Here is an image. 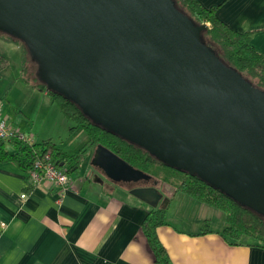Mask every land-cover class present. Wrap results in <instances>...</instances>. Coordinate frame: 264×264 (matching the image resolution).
Here are the masks:
<instances>
[{
    "label": "water",
    "instance_id": "1",
    "mask_svg": "<svg viewBox=\"0 0 264 264\" xmlns=\"http://www.w3.org/2000/svg\"><path fill=\"white\" fill-rule=\"evenodd\" d=\"M205 27L172 0H0V31L47 89L264 216V90L201 40ZM89 161L113 181L150 177L101 144ZM162 186L128 191L154 207L175 190Z\"/></svg>",
    "mask_w": 264,
    "mask_h": 264
},
{
    "label": "crops",
    "instance_id": "2",
    "mask_svg": "<svg viewBox=\"0 0 264 264\" xmlns=\"http://www.w3.org/2000/svg\"><path fill=\"white\" fill-rule=\"evenodd\" d=\"M198 1L204 6L217 5L216 15L231 28L252 30L250 43L264 51V0ZM10 47L20 49L0 35V54L5 59L0 67L1 113L20 130L31 133L33 141L54 140L56 121L45 130L43 119L38 118L42 104L48 108L52 101L44 89L24 80L20 57L16 62ZM58 116L63 117L60 111ZM43 118L46 127L52 119ZM3 147L12 150L11 143ZM91 154L92 150L88 157ZM86 165L83 171L79 167L71 170L78 182L70 180L69 188L58 193L46 183L28 185L25 170L11 160H0V264H154L140 229L152 206L128 189L150 185L161 197L165 192L155 182H111ZM173 203L177 206L168 215ZM166 204L164 222L155 231L172 264H264V247L223 238V219L221 227L215 221V225H207L208 231L199 232L210 217L209 205L180 191Z\"/></svg>",
    "mask_w": 264,
    "mask_h": 264
},
{
    "label": "trees",
    "instance_id": "3",
    "mask_svg": "<svg viewBox=\"0 0 264 264\" xmlns=\"http://www.w3.org/2000/svg\"><path fill=\"white\" fill-rule=\"evenodd\" d=\"M172 1L174 6L185 13L195 24L207 23L205 29L200 31V38L211 47L222 62L264 90V51L256 49L250 43L252 30L238 31L231 28L216 15L217 5L204 6L198 0ZM0 35L18 44L21 51L20 66L24 73V80L29 81L28 76L30 75L37 79L35 70H28V63L31 62L34 69L35 63L30 59L24 44L4 32L0 31ZM4 62V56L0 54V67L4 65ZM32 84L44 89L48 98L57 105L62 116L71 122L68 127L70 132L80 129L85 133L86 138L75 151L71 152L63 149L58 140L54 141L50 137L31 143L19 139H10L9 141L0 139V160H11L19 168L26 171L31 167L34 158L48 150L51 161L68 174L72 168L76 170L79 167L87 148L92 149L94 145L101 144L132 167L150 175L149 179L160 184L166 182L175 187L174 192L186 193L190 197L218 209L222 213L224 221L220 233L226 241L237 243L246 240L249 244L264 247V216L237 203L196 175L166 165L149 154L144 148L94 123L81 112L76 104L57 92L47 89L44 83L39 80L32 82ZM5 143H11L12 150L10 152L4 150L3 145ZM61 161L63 164L59 165ZM119 183L128 184L123 181H119ZM174 192L169 195L168 200ZM166 203L147 210L140 224V229L152 251L154 264H172L155 231V227L164 222ZM205 221L202 222L199 232L208 231L209 227Z\"/></svg>",
    "mask_w": 264,
    "mask_h": 264
},
{
    "label": "rangeland",
    "instance_id": "4",
    "mask_svg": "<svg viewBox=\"0 0 264 264\" xmlns=\"http://www.w3.org/2000/svg\"><path fill=\"white\" fill-rule=\"evenodd\" d=\"M9 51L11 53H13L14 55V59L15 61L17 62V59H19L20 57V49H14L13 47H10L8 48ZM12 50H15V51H12ZM10 53V54H11ZM13 62V61H12ZM30 69L32 70H35L34 69V66L32 65L31 62L28 63V70L30 71ZM30 73V72H29ZM31 74V73H30ZM30 78V82H38V79L32 77V75L28 76ZM47 95V93H46ZM48 96V95H47ZM51 107H48L46 108V104H42L41 106V109H40V114L42 115L41 117H38L40 118L41 120L43 119V123L44 125L42 126V128H44L45 130H49L51 128V124L53 123V121L55 120L56 121V125L54 126V130L53 133L55 134L54 135V140L57 141L60 143L61 147H63L64 149H66L67 151H75L85 140L86 138V135L85 133L80 130V129H75V131L73 132H69V125L71 124L70 121H68L67 119H65V117H61V116H58L59 115V110H58V107L55 103L51 102ZM47 117L46 119H52V120H49V123L46 127H45V120L43 117ZM58 128V129H57ZM80 134H82L80 136ZM82 136L83 137V140H82ZM40 139V138H38ZM92 150L91 148L87 151L88 153L85 154L84 158H82L80 164H79V168H81V171H83V168L85 166V164H87L86 166H90L91 169H94V174L95 175H102L103 178H106L104 176V174L100 171V170H97L93 165H91L89 162L90 160V157H88V154H89V151ZM99 175V176H100ZM68 176H69V179L71 181H74L75 183L78 182V179L76 178V173L75 172H72V173H68ZM107 179V178H106ZM145 183H150V182H153L151 179H144ZM156 186L159 187V189L162 191V192H166V190L164 189V187L162 186V184H160L159 182L156 183ZM177 206V203H173L171 205V207L168 209L167 211V214L169 215L173 209ZM220 211H218V209L214 208V207H210L208 206V215H210V217H208L206 219V225H215V221L218 223L217 227H221L222 225V219L223 217L221 215ZM202 226V224H201Z\"/></svg>",
    "mask_w": 264,
    "mask_h": 264
},
{
    "label": "built area",
    "instance_id": "5",
    "mask_svg": "<svg viewBox=\"0 0 264 264\" xmlns=\"http://www.w3.org/2000/svg\"><path fill=\"white\" fill-rule=\"evenodd\" d=\"M207 24V23H206ZM0 139L9 141L10 139H19L25 142H33L31 133H25L17 126L13 125L1 113L0 106ZM26 181L30 186H37L39 184H49L57 190L63 192L70 186V179L67 173L61 167L56 166L50 158L49 151H45L39 157L34 158L31 167L26 171ZM24 196V192L20 193Z\"/></svg>",
    "mask_w": 264,
    "mask_h": 264
},
{
    "label": "flooded vegetation",
    "instance_id": "6",
    "mask_svg": "<svg viewBox=\"0 0 264 264\" xmlns=\"http://www.w3.org/2000/svg\"><path fill=\"white\" fill-rule=\"evenodd\" d=\"M140 181V180H139ZM145 181V180H144ZM153 181V180H152Z\"/></svg>",
    "mask_w": 264,
    "mask_h": 264
}]
</instances>
